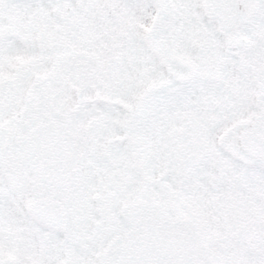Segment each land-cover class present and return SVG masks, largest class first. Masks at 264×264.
Here are the masks:
<instances>
[{
  "label": "snow or ice",
  "instance_id": "snow-or-ice-1",
  "mask_svg": "<svg viewBox=\"0 0 264 264\" xmlns=\"http://www.w3.org/2000/svg\"><path fill=\"white\" fill-rule=\"evenodd\" d=\"M0 264H264V0H0Z\"/></svg>",
  "mask_w": 264,
  "mask_h": 264
}]
</instances>
